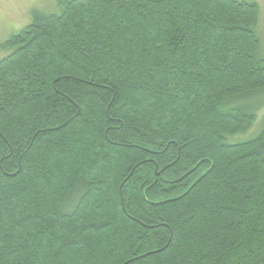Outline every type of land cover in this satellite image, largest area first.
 <instances>
[{
  "label": "trees",
  "instance_id": "1",
  "mask_svg": "<svg viewBox=\"0 0 264 264\" xmlns=\"http://www.w3.org/2000/svg\"><path fill=\"white\" fill-rule=\"evenodd\" d=\"M57 1L2 44L0 264H264L258 3Z\"/></svg>",
  "mask_w": 264,
  "mask_h": 264
},
{
  "label": "rangeland",
  "instance_id": "2",
  "mask_svg": "<svg viewBox=\"0 0 264 264\" xmlns=\"http://www.w3.org/2000/svg\"><path fill=\"white\" fill-rule=\"evenodd\" d=\"M254 1L259 5V22L256 31L260 38V52L264 56V0ZM41 10L44 12L59 11L57 0H0V59L4 58L12 50L5 49L2 44L13 34L18 33L26 27L33 19V11ZM254 101V102H253ZM252 103H260L255 110L256 120L251 128L237 135L229 136L231 143L246 141L255 137L264 125V93L255 98Z\"/></svg>",
  "mask_w": 264,
  "mask_h": 264
}]
</instances>
